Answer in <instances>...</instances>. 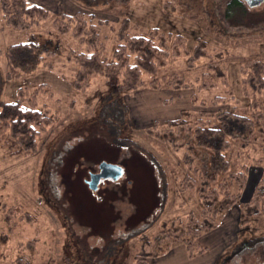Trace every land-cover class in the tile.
<instances>
[{"label": "rangeland", "instance_id": "374dc122", "mask_svg": "<svg viewBox=\"0 0 264 264\" xmlns=\"http://www.w3.org/2000/svg\"><path fill=\"white\" fill-rule=\"evenodd\" d=\"M45 3L46 7L36 4L52 15L34 31L8 26L0 6V104L35 91L38 105L53 118L40 132L33 154L11 153L16 148L2 145L0 139V264H212L215 253L237 235L254 240L252 250H258L245 253V264H254L253 256L256 263L264 264L258 257L264 250V214L243 215L242 220L237 204L197 239L204 250L191 257L183 244L170 242L163 233L179 224L178 219L186 222L188 213L198 212L201 180L195 189L180 185L183 174L192 175L187 166L192 163L185 156L199 162L183 147L193 142L184 139L195 127L193 116L192 130L185 133L168 129L163 121L179 117L182 111L193 112L194 120L203 113V120L209 118L211 124L217 123L214 116L220 111L251 118V125L239 121L238 128L228 127L232 135L225 138L228 171L242 166L245 174L238 200L247 202L264 177V95L248 87L244 94L240 81L247 61H264V1L247 7L251 15L245 20L251 24L238 26L225 21L222 0ZM76 12L102 21L100 48L106 60L122 43L120 32L126 28L130 36L152 27L175 36L169 41L165 64L156 72L159 86H149L152 76L142 72V87L121 96L111 91L105 97L109 84L102 74H95L77 90L73 86L77 64L66 59L67 51L46 57L48 65L40 64L32 72L10 66L9 46L27 42L32 32L75 43L52 28V19L54 14ZM232 17L240 19L236 12ZM257 19L261 21L253 24ZM177 35L184 40L173 47ZM199 40L205 42L206 54L189 62L187 50ZM215 95H224L225 101L211 104ZM169 131L172 136H165ZM98 161H120L125 168L116 187L101 193L90 192L83 182ZM217 172V179L226 175ZM230 190L237 193L238 188L232 183ZM11 206L19 217L7 222L5 214Z\"/></svg>", "mask_w": 264, "mask_h": 264}, {"label": "trees", "instance_id": "16d2710c", "mask_svg": "<svg viewBox=\"0 0 264 264\" xmlns=\"http://www.w3.org/2000/svg\"><path fill=\"white\" fill-rule=\"evenodd\" d=\"M222 1H224L223 17L229 25L238 26L245 22L251 24L245 20L251 15L247 7L255 6L249 4L247 0ZM0 6L5 23L18 30L34 31V27L39 26L41 22L52 15L51 11L28 0H0ZM234 12L239 14V20L233 19ZM87 16L81 12L72 15L54 14L52 28L60 35L68 34L75 40V43L64 44L60 37L58 39L44 38L40 33L32 32L27 42L9 46L7 57L10 66L21 72H32L40 64L48 65V62L45 61L46 57L67 51L66 59H74L77 64L73 79V86L77 90L86 87L89 78L95 74H102L109 84L110 88L105 97L111 91L121 96L123 92L134 91L142 87L145 84L142 72L152 76L149 86H159L156 72L160 66L165 64L171 49L169 41L172 37L175 39V36L162 32L156 27L149 28L144 34L130 36L127 35L126 28L120 32L122 43L114 50L112 58L106 60L102 58V49L100 48L98 25L102 21L95 22L92 14ZM259 21L261 19L252 23ZM178 38L175 42L177 44H173V47H179L180 38L184 40L182 36H178ZM205 47V42L199 40L191 50H187L188 54L191 51L188 61L205 55ZM241 72L242 92L246 94L245 87H248L264 95V61L261 59L247 61L242 66ZM219 75H222L221 71H219ZM178 81L181 83L182 80L178 79ZM176 87L178 86L176 85ZM224 101V95H215L211 98L210 103L222 104ZM200 115L195 116L194 120L193 112L182 111L179 117L163 121V124L169 127L168 129L175 128L184 133L192 130L189 122L191 121L190 117L193 116L191 123H195L193 132L184 135L188 144L189 141L193 142L188 147H183L189 149L193 156L199 159V162H194L192 156H185L187 161L192 163L190 166L187 165L192 170V175H188L187 172L183 174L180 178V185L182 188L192 187L195 189L196 181L198 178L201 179L198 190L200 194L197 196L199 200L198 212L188 213L186 222L183 219H178V222L181 220L179 224H170L173 228H166L163 232L165 238H170V242H181L189 257L194 253L203 252L204 248L201 247L197 239L214 229L217 226L216 219L234 204L238 205L242 220L243 215L249 217L259 212L264 214V177L261 178L247 202L239 201V190L243 188V177L245 176L243 167L238 166L237 169L228 171L229 165L224 155L228 143L225 138L232 135L228 132V127L238 128L239 121L251 125V118L220 111L214 116L217 123L211 124V119L203 120L204 114L200 113ZM52 121L53 118L49 111L38 105L35 91H32L28 97L20 96L14 101L3 102L0 104V139L7 144L0 142L4 146L15 147V151H10L11 153L22 151L25 154H33L38 148L40 132L44 131ZM172 134L171 131L164 132L165 136H172ZM173 140L176 139H171V141ZM217 171L226 172V175L217 179ZM232 183L237 186V193L230 190ZM16 213L18 212L15 211V207H9L5 214V220L7 222L15 220L19 217ZM2 238L4 239L3 235Z\"/></svg>", "mask_w": 264, "mask_h": 264}, {"label": "flooded vegetation", "instance_id": "af4514ba", "mask_svg": "<svg viewBox=\"0 0 264 264\" xmlns=\"http://www.w3.org/2000/svg\"><path fill=\"white\" fill-rule=\"evenodd\" d=\"M118 162H120V161H117V163ZM124 169H123V173H124ZM97 171H98V167H96L92 171H89L83 178V182H84L85 186L88 187L90 192L96 190L98 193H101L102 191H104L108 188L112 187V189H113L116 187L115 184L117 182H115V181L118 180L119 178H123L122 177L123 173H122V175L116 180H112L109 178L108 179H100L96 185V188L92 189L89 187L88 181L90 180L91 175L96 173ZM130 180H126L124 183L127 184L128 182H130ZM125 186L126 185H124V187ZM250 237L252 238L253 236L251 235ZM254 242H255L254 240H248V238H245L244 235L235 236L234 238L231 239V241H229V243L227 245L220 248L219 252L215 253V257L213 259L212 264H237V263L245 264L247 262V260H246L247 257L244 256L245 253H248V252L253 253V251L254 252L258 251V250H252L254 248V246H253ZM259 253H260L258 255L259 260L264 259V250L260 251ZM251 260L254 264H260L262 262V261H260V262L256 263V261H254L255 260L254 256Z\"/></svg>", "mask_w": 264, "mask_h": 264}, {"label": "water", "instance_id": "95a60500", "mask_svg": "<svg viewBox=\"0 0 264 264\" xmlns=\"http://www.w3.org/2000/svg\"><path fill=\"white\" fill-rule=\"evenodd\" d=\"M264 0H247V2L253 6L259 5ZM98 171L91 175L88 185L90 188L95 189L100 179H118L122 173V166L118 163L101 161L98 163Z\"/></svg>", "mask_w": 264, "mask_h": 264}, {"label": "crops", "instance_id": "0c3cea01", "mask_svg": "<svg viewBox=\"0 0 264 264\" xmlns=\"http://www.w3.org/2000/svg\"><path fill=\"white\" fill-rule=\"evenodd\" d=\"M58 2H62V0H57ZM36 3H38V4H41V5H43V6H47L48 4H46L45 2H47V0H38V1H35ZM63 10H67V8L66 9H64V8H62V11ZM65 12H67V11H65ZM205 242V241H204ZM178 253L180 254V256H181V250H179L178 251ZM174 254V252L172 253V255ZM182 257V256H181ZM183 258V257H182Z\"/></svg>", "mask_w": 264, "mask_h": 264}, {"label": "bare ground", "instance_id": "6f19581e", "mask_svg": "<svg viewBox=\"0 0 264 264\" xmlns=\"http://www.w3.org/2000/svg\"><path fill=\"white\" fill-rule=\"evenodd\" d=\"M164 101V100H163ZM193 103V102H192ZM181 243V242H180Z\"/></svg>", "mask_w": 264, "mask_h": 264}]
</instances>
